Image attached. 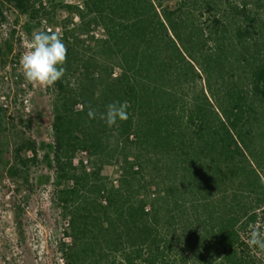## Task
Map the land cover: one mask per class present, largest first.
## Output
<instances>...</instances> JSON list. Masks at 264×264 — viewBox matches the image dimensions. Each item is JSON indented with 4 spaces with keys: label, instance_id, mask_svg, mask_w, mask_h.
Returning a JSON list of instances; mask_svg holds the SVG:
<instances>
[{
    "label": "trees",
    "instance_id": "1",
    "mask_svg": "<svg viewBox=\"0 0 264 264\" xmlns=\"http://www.w3.org/2000/svg\"><path fill=\"white\" fill-rule=\"evenodd\" d=\"M263 1L0 0V25L5 7L78 18L54 27L66 72L43 155L67 218L63 264H264L246 243L264 225ZM114 101L129 119L109 128Z\"/></svg>",
    "mask_w": 264,
    "mask_h": 264
},
{
    "label": "rangeland",
    "instance_id": "2",
    "mask_svg": "<svg viewBox=\"0 0 264 264\" xmlns=\"http://www.w3.org/2000/svg\"><path fill=\"white\" fill-rule=\"evenodd\" d=\"M56 1L62 3L63 8L80 7L82 2ZM63 8L56 10L55 26L44 20H30L10 7L3 11L5 22L0 25V264H63L59 248L61 243L69 241L67 218L53 197V172L43 160L44 146L52 143V86L33 87L26 83L19 70V59L34 31H55L54 27L59 28L56 25H61L67 17L72 18L73 23L78 22L75 14ZM257 10L264 18V6ZM258 34L264 41V29ZM28 141L36 150L35 159L30 150L20 152V147ZM80 160H87V155L78 152L75 161ZM102 174L116 179L118 166H104Z\"/></svg>",
    "mask_w": 264,
    "mask_h": 264
},
{
    "label": "clouds",
    "instance_id": "3",
    "mask_svg": "<svg viewBox=\"0 0 264 264\" xmlns=\"http://www.w3.org/2000/svg\"><path fill=\"white\" fill-rule=\"evenodd\" d=\"M67 57V48L60 35L52 30H36L26 43V50L19 59V70L24 80L33 87H51L60 81L66 72L64 64ZM129 104L127 101H114L106 106L105 112L100 114L109 128L129 119ZM89 118L96 117L91 107ZM246 243L253 250L264 253V225L259 221L248 226Z\"/></svg>",
    "mask_w": 264,
    "mask_h": 264
},
{
    "label": "built area",
    "instance_id": "4",
    "mask_svg": "<svg viewBox=\"0 0 264 264\" xmlns=\"http://www.w3.org/2000/svg\"><path fill=\"white\" fill-rule=\"evenodd\" d=\"M47 30H49V29H47ZM50 30H51V29H50ZM55 31H56L57 33L59 32L58 29H56ZM83 154H85V153H83ZM83 162H84V164H85V163H86V160H84Z\"/></svg>",
    "mask_w": 264,
    "mask_h": 264
}]
</instances>
